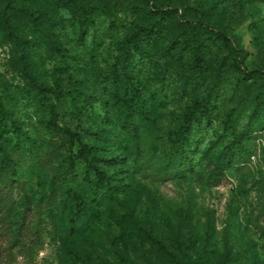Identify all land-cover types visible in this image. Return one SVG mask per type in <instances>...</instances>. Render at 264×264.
Masks as SVG:
<instances>
[{"label": "rangeland", "instance_id": "374dc122", "mask_svg": "<svg viewBox=\"0 0 264 264\" xmlns=\"http://www.w3.org/2000/svg\"><path fill=\"white\" fill-rule=\"evenodd\" d=\"M71 1L106 10L85 38L70 28ZM156 2L175 10L172 16L159 19L138 0H15L5 15L0 3V111L8 129L16 125L44 145L55 138L35 100L31 76L45 86L57 82L63 107L59 121L74 129L81 142L97 146V154L105 159L98 165L115 188L113 197L93 203L96 222L86 225V216L79 215L76 222L67 216L65 187L47 176L32 174L26 184L14 185L10 200L15 217L22 216L29 202L33 208L43 199L41 243L31 249L13 248V232L4 223L7 220L0 219V264H171L145 232L168 245L181 263L264 264V184L259 180L264 175V134L245 138L255 154L252 162L228 170L217 187L208 188L190 176L168 180L145 176L132 164L134 142L125 139L126 129L114 121L111 85L96 86L110 73L116 43L135 25L154 27L147 48L155 61L147 69L139 65L136 73L148 101L151 94L160 97L156 110L152 108L158 135L177 124L196 97L206 96L211 113L196 124L193 137L201 138L203 152L221 135L210 154L234 145L247 132L250 117L264 115V0ZM33 10L45 11L44 19L53 16L51 23L61 25L48 32L52 38L48 50L39 47L49 38L31 24ZM112 20L115 26L110 27ZM187 20L196 27H186ZM191 39L202 44L201 73L188 48L179 62L173 59L182 41ZM231 47L243 61V71H252L257 78L246 79L234 69ZM167 59L177 64L175 78L152 89L148 84L152 67ZM218 72L220 79L215 80ZM83 98L86 102L80 105ZM53 140H58L61 151L69 152L67 140ZM73 185L86 197L93 181L89 177ZM52 195L56 205L49 214L46 202ZM36 218L30 214L28 220Z\"/></svg>", "mask_w": 264, "mask_h": 264}, {"label": "trees", "instance_id": "16d2710c", "mask_svg": "<svg viewBox=\"0 0 264 264\" xmlns=\"http://www.w3.org/2000/svg\"><path fill=\"white\" fill-rule=\"evenodd\" d=\"M14 1L0 0V3L5 6L3 15ZM138 1L144 5L148 13L159 19L171 17L172 11H175L168 7L164 9V6L158 4L156 0ZM79 6L75 1H71L67 5L71 11L68 22L73 31H78L85 38L93 28H96L98 17L106 13V10L104 7L95 9L92 5ZM45 15L46 12L43 10H33L29 14V19L40 34L49 38L48 42L39 44L40 49L48 50L49 43L52 41L48 32H52V28L61 25L52 24L53 16L44 19ZM184 24L192 29L196 27V23L191 20L185 21ZM109 25L110 27L115 26V21L112 20ZM155 32L154 27L135 25L132 31L125 35L123 41L119 40L116 43V52L109 63L111 65L110 73L105 79L96 81V86H102L104 83L111 85L110 102L115 110L113 113L114 121L121 128L126 129L125 139L128 142H134L132 164L138 171L142 172V175L153 176L159 180L190 176L208 188L217 187L225 179L228 170L246 166L252 162V156L255 154L251 153L244 140L249 136L258 139L264 134V115L258 117L259 119L250 117L245 128L247 132L240 136L234 145L222 147L210 154L213 144L221 139V135H219L212 144H204L205 148L202 152V140L193 137V132L196 124L201 119L208 117L211 111L208 97H196L182 114L178 123L163 130L161 135H158L156 131L157 119L154 112L156 102L159 101L160 97L151 94L150 101H148L136 73L139 65L145 66L147 69V66L155 61L147 48V44ZM180 46L173 59L179 62L188 48L193 66L201 73V41L199 39L185 40ZM230 50L234 69L244 73L246 79L257 78L254 72L243 71V61L239 58L236 49L231 47ZM161 64L151 66L153 68L150 77L152 80L148 84L152 89L159 88V83L163 85L166 80L175 78L173 70L177 64L174 65L171 59L164 60ZM219 79L220 72L216 74L215 80ZM31 83L32 88L37 91L38 96L36 95L35 100L42 107L44 121L55 137L53 139L67 140L70 143V149L68 153L61 151L58 140L53 139L45 145L39 144L32 139L30 132L24 131L16 125H12L8 129L0 111V219L7 220L4 223L13 232L10 241L11 246L13 248L20 246L19 249L22 247L35 248L41 243L43 221L40 214L43 199L40 198L36 202L33 206L34 209L29 202L20 217L14 216V205L10 200L14 185L26 184L32 174L41 173L39 176H47L54 182L63 185L65 187L67 216L75 222L79 215L86 216L84 220L86 225L96 222L97 217H95L93 203L95 201L101 203L104 199L115 195V188L112 186L110 175L102 166L98 165L97 161H104L105 159L100 158V155L97 154V146L93 143L81 142L79 134L74 129L59 121L63 108L58 98L61 86L57 82H54L55 86L54 84L45 86L35 74L31 76ZM50 94L55 96L51 97ZM79 102L80 105H84L86 99L83 98ZM96 104H99L98 100ZM153 107L155 110L152 109ZM96 112L97 116L101 115L100 111L97 110ZM76 145L77 150L73 151V147ZM262 158L264 161V153ZM89 177L93 181V186L90 195L85 197L77 191L73 183L86 180ZM259 180L264 184V175L260 176ZM55 202V195L47 200L46 210L49 214H52L56 205ZM30 214H35L37 217L35 221L28 220ZM144 234L145 238L157 247L161 257L167 262L185 264L180 262L177 253L171 251L161 239L151 232ZM181 246V243L177 242L179 250ZM73 254L75 259L79 258L76 251Z\"/></svg>", "mask_w": 264, "mask_h": 264}]
</instances>
